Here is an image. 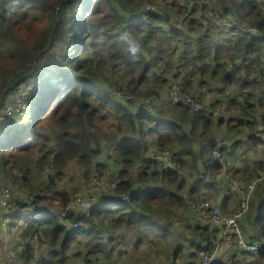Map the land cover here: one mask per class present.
Here are the masks:
<instances>
[{"label": "trees", "instance_id": "obj_1", "mask_svg": "<svg viewBox=\"0 0 264 264\" xmlns=\"http://www.w3.org/2000/svg\"><path fill=\"white\" fill-rule=\"evenodd\" d=\"M132 1H115L117 25L105 34V0H0V114L31 86L29 110L0 126V188L14 196L0 205V235L13 234L17 264H117L121 252L200 264L199 251L227 242L193 205L209 201L230 215L234 184H253L239 224L245 242L263 245L228 244L246 264L264 258V0H148L151 13ZM113 49L129 79L124 71L107 79ZM166 61L175 73L167 87L155 74ZM172 82L205 110L144 101L169 102ZM69 165L77 179L60 188ZM84 185L90 209H67Z\"/></svg>", "mask_w": 264, "mask_h": 264}, {"label": "built area", "instance_id": "obj_2", "mask_svg": "<svg viewBox=\"0 0 264 264\" xmlns=\"http://www.w3.org/2000/svg\"><path fill=\"white\" fill-rule=\"evenodd\" d=\"M139 13L140 12L136 13L134 16L136 18H140L142 21H146L145 14L141 13L140 15ZM205 16H206L205 19L215 20L216 23L222 22V19L216 13L215 14L208 13L205 14ZM224 23L225 25L233 26V24L230 22H224ZM258 77L259 75H257V78ZM173 85H177L179 88H174V87L170 88L168 99L171 104L181 103L183 105L189 106L193 110H205L202 104L193 100L189 96L187 97L186 94L181 91V88L178 84H173ZM30 89H31L30 85H24L22 87H19L17 90H15L12 93L10 101L3 108V116L6 119H9L10 117H13L15 115L22 116L25 112L29 110ZM143 99L146 103L150 104L149 97ZM213 155L217 159V161L223 163V158L220 156L218 152L215 151ZM165 162L171 163L170 158L165 157ZM234 188L240 194V199L237 209L230 215L223 214L217 206H215L209 201H202L198 204H195L193 205V208L199 213L201 218L212 223L214 226L221 228L220 232L218 233L219 235L218 238H223V240L226 241L227 243H231V241H235L243 251L246 250L255 251L259 249L263 245V243L245 242L241 236V228L239 224V218L247 209L249 192L253 189V184L248 185L247 189H245L243 185L239 183H235ZM90 190L91 189L84 188L80 191L74 192V194L71 196L72 198L71 202L67 205L66 208L67 209L76 208L78 205H80L85 209L88 208L90 209L91 202L89 200H84L82 198L83 193H87ZM13 197L14 196H12L10 190L0 188V205L3 208L8 209L11 207L12 205L11 200ZM116 198H120V197H116ZM122 198H125V196ZM9 215L10 213L8 212L4 220H6ZM74 226H76V224H74ZM215 250L216 247L213 248L212 252L210 253L205 251H199L198 260L200 264H208L213 259V252H215ZM9 255H10L9 263L17 264L18 258L16 256L15 247L11 248V250L9 251Z\"/></svg>", "mask_w": 264, "mask_h": 264}, {"label": "rangeland", "instance_id": "obj_3", "mask_svg": "<svg viewBox=\"0 0 264 264\" xmlns=\"http://www.w3.org/2000/svg\"><path fill=\"white\" fill-rule=\"evenodd\" d=\"M106 2L104 3V9H102V11H101V17H102V20H101V27H102V29L104 30V32H105V34H111V31H113V27L115 26V25H117V20H116V17H115V13H114V5H115V1L116 0H105ZM134 2H135V0H133L132 1V3H130L131 5H133L134 4ZM142 10H144V11H146L147 13H151V12H153L154 11V5H153V3H151L150 1H148V0H145L143 3H142ZM141 12V11H140ZM56 13H57V15L59 14V8L57 9V11H56ZM140 15H141V13H139ZM170 19H173L174 18V15L173 14H171L170 15ZM143 22H145V21H143ZM222 24H224L225 25V23L223 22V20H222V22H221ZM220 22L218 23V24H221ZM162 46V45H161ZM164 51H161V53H163ZM109 57L110 58H112V59H109ZM119 55L116 53V49H113V51H111L110 53H107L106 54V56H105V60H104V64L102 65L103 67H107V69L109 70L108 72H107V79H114V78H116V77H121V75L123 74V71H124V76L126 77V78H128L129 79V77H128V75H127V73H126V67L128 66V64H126V65H123L122 63H120L119 62ZM112 60V61H111ZM108 65V66H107ZM159 65V67H157V73H155V74H159L158 76H157V79H156V81L159 83H162V84H167L168 83V76H170V74L173 72V67L171 68V70H167V69H169V68H167V69H164L163 67H165V66H167L168 64H167V61L165 62V63H161V64H158ZM130 67L135 71L134 72V78L136 77V74H137V72H136V70H135V67H134V65H130ZM107 71V70H106ZM174 71H178V68H174ZM174 73V72H173ZM138 74H139V71H138ZM175 74V73H174ZM148 76H149V74H148ZM141 80V79H140ZM148 81V79H147V77H144V80H143V82H147ZM116 82H122V81H120V80H117ZM123 83V82H122ZM173 83H175V82H172L171 83V88L172 87H174V88H179L177 85H172ZM157 86H158V84H157ZM166 86V85H165ZM167 87V86H166ZM155 89V88H154ZM170 89V88H169ZM117 93H118V91H115L114 92V95L116 96V97H118L117 96ZM151 98V99H150ZM163 98H166V95H163L162 94V96H160V97H154V96H149V103H150V106H153V105H155V106H160V107H162V106H166V105H168V104H170L171 105V103H169V102H167V101H164L163 100ZM190 98H192L193 99V97H190ZM142 99V98H141ZM202 104V103H201ZM175 105V104H174ZM203 105V104H202ZM204 107V106H203ZM199 108V107H198ZM205 108V107H204ZM232 113V112H231ZM109 122V121H108ZM0 125H1V121H0ZM102 130H103V128H102ZM224 135V134H223ZM105 151H103V156H102V161H103V158H104V155H105V152L106 151H108V152H112V149H110V148H107V149H104ZM166 153V152H165ZM113 156H114V154L113 155H111L110 156V162L111 161H113ZM96 168V167H95ZM97 169V168H96ZM98 170V169H97ZM99 171V170H98ZM89 175H88V177H89V179H90V171H89V173H88ZM101 174L102 175H104V176H107L106 174H105V172H104V170L101 172ZM44 177V176H43ZM77 179V172H76V170H75V168L73 167V166H67L66 168H65V170H64V175H63V178H62V181H61V183H60V185H59V187L60 188H65L66 187V185H68V186H71L73 183H74V181ZM69 181V182H68ZM99 180H97V179H90V183H92V182H98ZM39 182H40V179H39ZM67 182H68V184H67ZM71 184V185H70ZM72 187V186H71ZM74 187H75V185L73 186V188H71V189H74ZM86 186L84 185V188H85ZM82 188V187H81ZM89 189V188H88ZM76 190V189H75ZM109 192H111V191H109ZM103 193V192H102ZM109 194V193H108ZM91 197H92V199L95 197L94 195H91ZM118 197H124L123 195L122 196H120V195H118ZM4 227V226H3ZM13 232H14V230H12ZM243 231V230H242ZM12 236H13V234H9V232H8V235H7V231L6 232H4V233H2L1 235H0V264H10L9 263V258H10V255H9V251L11 250V248L13 247V246H11V244H13V240L11 239L12 238ZM178 240V239H177ZM174 242H176V241H174ZM14 245V244H13ZM125 253H122L121 252V255H120V262H121V264H123V260H127V261H129V263L130 264H137L136 262H135V259H139V260H141V262H142V259L140 258V256H133V255H126ZM142 258L144 259V261L145 262H143V263H145V264H148L149 262L147 261V258L145 257V256H142ZM214 259V258H213ZM120 262L118 263L117 262V264H120ZM151 264H153L152 262H150Z\"/></svg>", "mask_w": 264, "mask_h": 264}, {"label": "crops", "instance_id": "obj_4", "mask_svg": "<svg viewBox=\"0 0 264 264\" xmlns=\"http://www.w3.org/2000/svg\"><path fill=\"white\" fill-rule=\"evenodd\" d=\"M257 96L259 99H263L262 94L259 93ZM10 99H11V96H10ZM4 120L5 118L0 114V121L2 122ZM241 161L243 162V159H241ZM241 161L240 163H242ZM215 229H216V232H218L221 228L217 227ZM246 259H248L247 256L243 254H239V252L236 249V246L233 244L221 243V245L214 252V260H217L221 264H227V263L229 264L231 261H238L241 264L243 263L246 264ZM135 262L137 264H144L141 262V260H137V259H135ZM251 262H252L251 264H264V258H256V257L253 258L252 257ZM148 264H151V263L149 262Z\"/></svg>", "mask_w": 264, "mask_h": 264}, {"label": "water", "instance_id": "obj_5", "mask_svg": "<svg viewBox=\"0 0 264 264\" xmlns=\"http://www.w3.org/2000/svg\"><path fill=\"white\" fill-rule=\"evenodd\" d=\"M59 8V6L57 7V9ZM19 81V80H18Z\"/></svg>", "mask_w": 264, "mask_h": 264}]
</instances>
